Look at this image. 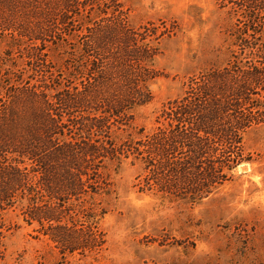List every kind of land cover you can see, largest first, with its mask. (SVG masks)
<instances>
[{"label":"rangeland","instance_id":"374dc122","mask_svg":"<svg viewBox=\"0 0 264 264\" xmlns=\"http://www.w3.org/2000/svg\"><path fill=\"white\" fill-rule=\"evenodd\" d=\"M263 1L0 0L1 141L23 146L29 130L48 124L49 151L57 144L86 148L82 142L110 148L108 140L116 148L115 156L101 151L89 158L88 193L61 204L77 226L87 207L105 213L98 221L105 244L85 255H62L37 223L23 219L29 202L34 208L51 202L39 188L40 163L14 151L0 155L3 166L33 178L32 195L15 190L11 203L0 208V264H264L263 87L252 84L248 102L253 109L261 105L253 110L260 123L242 132L234 151L247 160L225 169L224 183L198 202L161 191L156 168L140 145L160 125L165 106L194 92L206 72L247 66L264 74V12L250 7ZM129 36L131 47L155 51L152 58L128 61L129 69L153 70L155 78L147 82L152 100L135 107L132 119L112 125L109 137L88 132L83 119L101 113L67 108L63 99L84 84L105 82L109 54ZM107 82L112 89L118 84Z\"/></svg>","mask_w":264,"mask_h":264},{"label":"trees","instance_id":"16d2710c","mask_svg":"<svg viewBox=\"0 0 264 264\" xmlns=\"http://www.w3.org/2000/svg\"><path fill=\"white\" fill-rule=\"evenodd\" d=\"M250 7L264 12V1ZM23 35L29 33L25 32ZM33 36L37 37V34ZM132 42L131 36L125 42L120 40L119 51L109 54L112 63L107 73L109 76L105 74V82L100 83L98 80L96 84H84L82 89L67 93L63 99L67 108L101 113L97 117L84 118V130H97L109 137L112 125L123 124L132 119L133 115L130 114L135 107L152 100L147 82L155 78L153 70L129 69L128 61L135 59L139 62L152 58L155 51L147 46L137 45L133 48ZM130 57L133 59H129ZM98 68L94 62L92 70L98 72ZM238 69L237 72L227 66L221 71L203 74L197 88H193L194 92L170 101L165 106L158 121L160 125L141 140L140 145L150 155L148 163L156 168L161 191L198 202L224 183L227 177L225 169L231 170L247 160L240 152L234 154V151L236 147H240L242 132L252 124L260 123L253 110L261 105L253 109L255 106H250L248 102L254 94L252 84L264 88V74L254 67L244 66L243 70ZM110 78L118 81L115 89L107 82ZM233 79L232 89L229 82ZM52 121L54 120H48ZM144 131V128L140 130L141 133ZM52 134L53 129L48 124H39L38 128L29 130L23 146L16 144L17 142L1 141L0 135L1 156L5 152L14 151L40 163L42 176L39 188L51 199L50 204L44 207H30L29 202L30 206L23 209V219L29 225L37 223L38 231H42L62 255L76 252L85 255L99 251L106 240L98 228V221L105 213L97 214L92 212L94 208L87 207L88 210H83L86 214L79 215L80 226H77L66 218L61 204L79 194L88 193L89 186L84 181V176H88L85 169L89 168V158L100 155L101 151H104V157L105 153L106 156L109 153L115 156L116 148L108 140L110 148L105 144L88 145L82 142L86 148L75 143L57 144L49 151L52 148L50 145H53L50 138ZM134 149L141 153L139 147ZM233 154L235 156L232 159ZM229 156L230 159H227ZM222 157L232 161L234 165L227 164ZM31 183L33 178L29 172L17 167H5L0 162V208L5 209L4 205L11 203L16 195L15 190L26 189L32 195ZM32 186L36 187L37 184ZM3 230L0 220V238Z\"/></svg>","mask_w":264,"mask_h":264}]
</instances>
